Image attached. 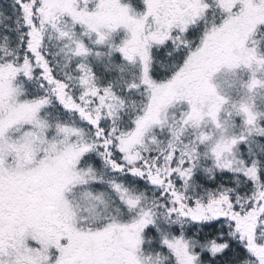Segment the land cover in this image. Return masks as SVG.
Segmentation results:
<instances>
[{
  "label": "snow or ice",
  "instance_id": "1",
  "mask_svg": "<svg viewBox=\"0 0 264 264\" xmlns=\"http://www.w3.org/2000/svg\"><path fill=\"white\" fill-rule=\"evenodd\" d=\"M0 264H264V0H0Z\"/></svg>",
  "mask_w": 264,
  "mask_h": 264
}]
</instances>
